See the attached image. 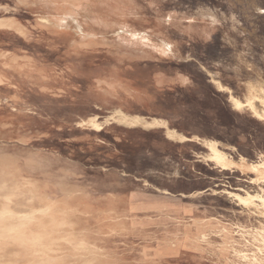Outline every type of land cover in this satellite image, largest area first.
<instances>
[{
	"label": "rangeland",
	"instance_id": "374dc122",
	"mask_svg": "<svg viewBox=\"0 0 264 264\" xmlns=\"http://www.w3.org/2000/svg\"><path fill=\"white\" fill-rule=\"evenodd\" d=\"M19 1L0 0L10 8L0 15L32 31L0 34L3 51L31 60L25 85L13 66L3 72L13 83H0V180L25 170L41 194L14 208L52 204L69 222L54 229L91 247L63 240L57 258L13 263L254 264L235 249L264 255L249 236L264 218L226 191L258 190L253 174L221 169L198 139L236 159L264 158V0ZM116 108L142 121L114 119ZM93 116L104 129L81 124ZM154 117L190 139L144 123ZM104 168L123 180L119 195L94 189Z\"/></svg>",
	"mask_w": 264,
	"mask_h": 264
},
{
	"label": "bare ground",
	"instance_id": "6f19581e",
	"mask_svg": "<svg viewBox=\"0 0 264 264\" xmlns=\"http://www.w3.org/2000/svg\"><path fill=\"white\" fill-rule=\"evenodd\" d=\"M19 2L26 4L41 3L42 5L48 6L50 9L58 8L57 0H20ZM50 4H54V7H52ZM2 10L9 11L10 8L0 5V11ZM79 20L80 19L73 18L72 21L74 22H72V26L77 27V25L79 24ZM43 27H45L46 29L49 27V24L45 22V19L41 28ZM29 29L30 28L27 25L23 24L14 15H0L1 35H4L5 32H8L9 34H14V37H17L16 35H22L25 39H28V37L30 38L32 32L29 31ZM53 32L54 34L51 33L53 35V39L57 40L58 37H63L61 33H64V31L62 29H57ZM19 37L20 36H18V39H20ZM0 41H2V43L4 42L2 39H0ZM22 59L23 57H19L15 54V52H5L2 48H0V66L8 65L11 67H15L14 75L16 79L19 80L21 84L25 85L28 80L27 76L29 73L27 68L28 65H31V60L28 61L27 59L25 61ZM10 61L12 62L10 63ZM43 71L44 69L39 70V72L41 73H44ZM3 72L4 71H2V68H0V83L5 81ZM11 82L13 83V81ZM248 101L249 104H251V100ZM132 115H129L128 112H125L121 108H116L114 110V115H112L111 117L114 119H119V121L121 120L123 122L132 121V123H138L142 121L141 117ZM97 119L98 118L96 116H93L81 121V124L89 123L94 128V130L104 129L103 123H101ZM159 122H163V125L167 127L166 133L168 137L180 138L181 140L190 139L185 134L180 133L176 129L168 127L167 121L162 118L154 117L151 118L150 121H144L146 125L150 126H156ZM198 139L202 140L203 145H205L210 151L207 156L208 160L214 162V164L219 166L221 169L232 170L234 168H237L239 170H242L243 172H251L253 174V177L251 179L253 183L257 184L259 188L258 190L252 192L246 191L245 194L230 190L226 191L229 193V195L233 196L240 204L253 208L254 212L257 215L264 218V158H261L256 162H254L253 160L252 162L249 161L245 156H243V154H240L239 158L236 159L229 153H227L226 150L221 149L218 141H215V139L207 140L205 138L201 139L200 137H198ZM11 177L12 179L0 180V264H14L13 261H18V258L21 254H25L26 257L35 256L38 257V259L45 261L55 258L53 256H50V258L49 254H55L57 258L59 257L58 251L64 249L65 244L62 246L63 248L60 246L63 240V242H67V245L75 250H85V248L89 249L91 247L89 241L85 238H81L76 234H67L63 231L54 229L53 226L59 225L64 227L65 225H68L69 222L66 218L58 219L57 212L53 210L52 204H43L37 208L31 207L30 210H21L14 208L17 197L28 196L27 198L31 199L32 197L41 194V191L38 189L36 182L31 180L25 174V170L23 173L17 174L15 179L14 175H12ZM249 236H252L254 240L258 241V243L260 241L264 244V222L259 221V225L255 229H253L252 232H250ZM14 246L17 247L13 248ZM254 247L256 248V246ZM235 250L239 253V255L244 254V257H252L254 264H264V255L254 253L252 256H250L247 252L241 253V250Z\"/></svg>",
	"mask_w": 264,
	"mask_h": 264
},
{
	"label": "crops",
	"instance_id": "0c3cea01",
	"mask_svg": "<svg viewBox=\"0 0 264 264\" xmlns=\"http://www.w3.org/2000/svg\"><path fill=\"white\" fill-rule=\"evenodd\" d=\"M11 62L12 61H10V63ZM7 67H11V66H8V65L7 66H0V68H2V71H4V72L6 71ZM10 79H11L10 77H6L4 82L6 84H10L11 83V80ZM4 82H2V83H4ZM219 85L221 87H223L220 82H219ZM16 90H18V88ZM103 171L105 173V176H106L107 180L100 181V183L97 182V185L94 184L93 185L94 189L97 190V188L99 189V187H102L103 190H106V191H109L111 189L115 193H117V195H119L121 191H118V190H121L124 187V186H122L123 185V183H122L123 180L119 179V177L117 176V173L116 172L111 171V170H108V168H104ZM107 175H112V180L110 178H108ZM120 178H122V177H120ZM108 180H110L111 183L107 184L108 183L107 182ZM106 185H110V187L107 188L108 190L104 188V186H106ZM138 193H142V191H140V192L138 191Z\"/></svg>",
	"mask_w": 264,
	"mask_h": 264
}]
</instances>
